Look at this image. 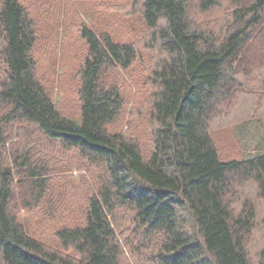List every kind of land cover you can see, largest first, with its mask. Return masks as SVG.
<instances>
[{"label": "trees", "instance_id": "obj_1", "mask_svg": "<svg viewBox=\"0 0 264 264\" xmlns=\"http://www.w3.org/2000/svg\"><path fill=\"white\" fill-rule=\"evenodd\" d=\"M231 3L237 27L216 36L195 25L191 0H0V264H126L125 248L137 264H264L251 237L264 222V154L222 161L210 127L249 35L264 27V0ZM62 27L82 45L67 72L76 115L57 106L55 72L43 76L35 54L58 48ZM147 63L144 148L111 127L126 105L122 73ZM36 136L51 173L38 171ZM73 165L92 177L75 181ZM32 212L46 214L43 230Z\"/></svg>", "mask_w": 264, "mask_h": 264}, {"label": "rangeland", "instance_id": "obj_2", "mask_svg": "<svg viewBox=\"0 0 264 264\" xmlns=\"http://www.w3.org/2000/svg\"><path fill=\"white\" fill-rule=\"evenodd\" d=\"M218 2V6L203 12L200 8V0H191V18L195 25L206 34L213 33L220 36L237 27V25H233V11L236 7L231 3V0H218ZM65 29L68 28H59L56 33V40H59L58 44H60L58 48L39 51L38 55L37 45L35 54L37 61L39 60L40 73L43 72V76L46 77L49 72H55V76L47 77L49 81L47 84L57 106L76 115L78 113L77 100L73 95V90H71L75 82L71 81V73L68 75L67 72H71V68L74 67L75 53L81 49L82 45L79 42L78 45H75V41H70L73 38L70 31L68 37L71 38L66 40L68 33L65 32ZM42 46L44 47V45ZM241 54L237 74L228 86L229 90L227 89L228 96L216 107L210 125L213 140L222 161L225 162L264 154V27L252 31ZM54 60L56 61L55 66L52 65ZM149 65L150 63H147V70L143 65H137V70L134 68L135 71L132 74L130 72L122 73L127 82V89L124 91L127 94L126 105L118 121L111 127L114 130L124 132L129 137L139 138L144 148L150 146L149 140L151 139L149 135L151 128L150 124L148 127L147 116L148 105L151 100V87L147 84L151 74ZM35 134L36 132L33 135ZM35 139H33L35 142L31 143L30 147L31 150H34L36 141L39 144L35 147L36 150L38 149V171H41V166L44 165L46 170L51 173L50 165H54L55 162L48 159L49 156L47 155L41 156L40 153H42L45 142L39 136H36ZM68 174L75 181L79 180L80 182L83 178L92 177V174H89L85 168H79L76 165H73ZM25 179L29 182L28 176ZM21 188H23V192L22 196L19 197L21 198L20 201L31 203L33 197L30 192L23 186ZM239 192L242 200H246L249 198V194L255 193V188L250 184ZM258 205L259 213L264 214V204ZM72 210L74 212L75 208ZM74 214L76 213L74 212ZM45 215L41 212L38 214L32 212L26 215V218L34 229L41 231L44 228L41 227L40 221ZM47 219L44 218V220ZM259 222L258 231L251 236L254 242L252 245L253 252L259 248V244H264L262 238L264 222ZM45 225H48V228H53L50 223ZM46 235L50 239L52 238V234ZM121 239L124 242L123 238ZM125 251L126 264H137L129 250L125 248Z\"/></svg>", "mask_w": 264, "mask_h": 264}]
</instances>
